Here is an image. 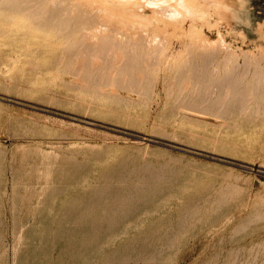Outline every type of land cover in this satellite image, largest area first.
Listing matches in <instances>:
<instances>
[{
    "label": "rangeland",
    "instance_id": "obj_1",
    "mask_svg": "<svg viewBox=\"0 0 264 264\" xmlns=\"http://www.w3.org/2000/svg\"><path fill=\"white\" fill-rule=\"evenodd\" d=\"M249 8L251 24L239 25L237 32L224 33L226 48L234 54L228 56L227 68H235L236 62L249 64L242 87L251 79H259L257 75L253 77L254 67L262 69L257 73L262 72L263 79L259 74V81H264V0H250ZM200 27L212 39L218 38L215 26ZM165 28L159 31L166 48L164 54L148 65L147 73L144 68L131 72L135 74L133 78L141 79L143 87L148 85L146 90L142 86V90L131 88L132 77L127 70L131 65H125V71L120 70L117 75L119 82L124 80L122 84L115 81L104 86L96 79L98 66L88 65L87 72L95 69L94 74L89 71L93 74L90 76L101 85L90 80L85 64L82 70L88 79H84L83 72V78L74 74L67 58L56 66L65 39L60 35L61 39L57 35L44 38V32H38L39 49L29 60L35 67L24 59L0 77V264H64L66 259V264H264V114L254 113L259 98L250 101L248 110L235 105L229 106L230 112L220 114L177 106L184 78L189 84L192 79L190 72L188 76L181 73L182 64L205 43L199 41L202 44L197 50L198 43L193 42L197 46L194 47L188 41L201 37L198 28ZM215 41L219 48L221 41ZM123 75L125 79L120 77ZM228 88L232 87L227 85V91ZM231 90L230 97L238 93ZM238 96L233 100L239 101ZM77 163L82 166V175L92 176L90 182L82 183L76 190L83 196L70 191L59 197H68L73 210H79L78 205L85 204L87 196L101 195L95 183L107 185L111 181L113 186L122 188L133 177L135 183H141L137 175L146 166H154L152 169L159 174L155 184L168 187L166 191L172 196V211L176 213L172 217L183 213L190 219L187 229L174 241L175 248L156 255L151 250L120 246L121 242H132L139 231L143 239L153 237L154 242H159L167 227L158 221L155 226L146 223L136 229L129 227V233H122L126 227L119 225L117 232L105 234L108 239L116 234L120 238L109 251L115 256L99 251L75 259L70 253L60 254L57 248L46 255L33 256V250L43 245L41 237L47 233L41 228V215L49 218L53 214L49 208L54 196L51 189L55 181L68 185L70 182L65 179H69L72 165ZM193 197L198 200L191 202ZM97 208L98 205L85 208L83 222ZM254 211H260L258 217L251 213ZM194 212L196 215L190 218ZM57 232L53 230L52 234ZM77 236L73 239L83 237Z\"/></svg>",
    "mask_w": 264,
    "mask_h": 264
},
{
    "label": "bare ground",
    "instance_id": "obj_2",
    "mask_svg": "<svg viewBox=\"0 0 264 264\" xmlns=\"http://www.w3.org/2000/svg\"><path fill=\"white\" fill-rule=\"evenodd\" d=\"M249 2L250 0H0V58L3 59L0 65V77H4L17 61L24 59L27 60L28 63L29 60L30 62L32 61L31 58L36 55L39 49L38 43H36L38 32H44V38H49L51 35H57L58 37L60 35V37H64L65 42L63 41V43L65 46L63 47L61 43L63 49H60L61 53H58L59 55L57 57L59 59H57L58 63L56 66L60 63L62 64L63 59L67 58L70 64L72 62V64L69 65L66 61L70 68L73 67L72 70L74 74H78L77 76L84 74V79L89 78L85 76L89 66H98V70H96L100 77L95 73V75L97 74L96 79H100L102 86H104L105 84H114L115 81L117 82L119 80L117 75L120 74V70H123V72L125 71V65H131L129 66L130 68H127L128 71L130 70L129 73H131L140 68H144V71L149 64L151 66L154 61L157 62L156 57L162 56L166 50L165 44L162 42L160 36V30L167 29L165 27L170 25H174V27H189L192 29L198 28L201 32V37L197 39L188 38V41L191 42L194 47L198 46L197 50L199 49V45L203 42L207 45L202 44L206 47L204 49H202L203 46L200 45L201 49L198 51L196 50V53L194 49V53L192 54L191 52L189 58H185L186 60L184 64H182L183 69L181 73H187L188 76V72H190L192 79L190 81L191 84H189L188 78L183 76L186 82L181 86V91L177 95L178 98L176 97V105L194 109L201 108L200 110L205 112L220 114L228 111L229 106L234 107L235 105H241V107H238L246 110L253 98H259L255 103L256 112H254L253 108L252 114L253 112L255 114H258V112L264 114V81H259L261 77V79H263V74L261 75L263 72L262 69L259 67L257 69L256 67H254L255 69H250L251 71L256 70L255 74H253L254 72L252 74L253 77L257 75L259 79H256L257 81H252V75L250 74L251 77L249 79H251V81H244L245 84L244 87H242L243 79L248 77L247 73L249 72V68L247 65L249 64L246 62V66L241 64L236 65V63H238L236 62L235 68L232 67L233 65L230 66L231 70L228 69L229 67L227 66L228 60H230L228 56H232L233 52L226 48L224 33L226 31L237 32L239 25L251 24L252 19ZM200 24H205L209 28L215 26L217 28L216 30H218V38L212 39L209 37L208 34L201 29ZM215 40L221 41L222 45H220L219 48V44H215ZM199 41L202 43L200 42L199 44ZM193 42L196 43V45L198 43V45H194ZM42 43L43 42H41V44ZM90 51L96 54L92 55ZM187 52L190 51L187 50ZM92 56H96L97 58ZM84 57L86 58L84 59ZM124 57H126V59ZM57 60L55 58L54 62H57ZM22 62L23 61L20 63ZM66 62L64 63L66 64ZM32 64H30L31 67L33 66ZM83 65L85 67L87 65L85 68L86 72L82 70ZM259 69L262 71L259 72L261 77L257 73ZM94 70L95 69L88 70V75L87 73L86 75L90 76V73L94 74ZM145 72L147 73V70H145ZM124 76L125 75L120 77L124 78ZM128 76L129 74L126 77L128 78ZM133 76H135V74L131 73L130 77L132 78L129 77L132 84L128 80L126 84H131V88L140 90L142 86L141 79L138 76L133 78ZM7 78L3 79L6 80ZM122 78H120V81ZM91 79L95 80V77H91L90 80ZM121 82L118 81V83ZM95 83L99 84V81L96 82L95 80ZM145 85L146 84H144L145 88L142 86L143 90H146L148 87V85H146L147 87ZM212 85L214 86L212 87ZM227 85L232 87L230 88L232 89L231 93L238 90L236 94L241 96H238V99H240L239 101H234L232 98L236 97V94L232 97L229 96L230 93L228 91L230 89L228 88L227 91ZM225 87L226 93H222L225 92L223 91ZM233 89L235 90L233 91ZM238 102L241 103L238 104ZM236 109L238 108L236 107ZM240 111L242 110H239V112ZM245 112L246 111L243 113ZM141 137L148 138L147 136ZM148 166H146L147 168L143 173L137 175L142 181L141 183H135L133 181L134 177L122 188L120 186H113L112 183H110L111 181H109L107 185L95 183L94 186L101 195L97 198H92L93 194L87 196L88 199L85 201L86 203L78 205L80 206L79 210H73L72 204L68 203V197H59L70 191L75 194L78 193L80 195H78L79 197L83 196L82 192L76 190L80 185H83L82 183L90 182V176H92V174L82 175V171L80 170L82 166L78 163L72 165V170L70 171L71 175L69 179H65L70 183L66 185L61 184L60 181H55L56 184L51 189L54 196L49 208L53 211V214L49 218L41 215L42 219L40 222L44 227H41V225L39 226L48 234L46 233L41 237L43 245H39L40 247L38 249L33 250V256L46 255L52 248H57L62 255L70 253L72 256H76L75 259H77V256H91L92 253L94 255L95 253H99V251L100 253L110 255V253H113L109 252L111 246L116 244V239L120 238L118 234H116V236L108 239L105 237V234L117 232L116 229L119 225L126 227L122 233H129V227L136 229L138 228L137 226L146 223L155 226L158 221L166 223L167 227L166 230L161 233L159 242H154V240H152L154 239L153 237L143 239V234L138 235L141 232L139 231L132 242H121L120 246L134 250H151L152 253L155 252L156 255H162L165 251L174 249V241L177 239L178 234L187 229V224L190 219L188 215L183 213H180L177 217H172L176 213L172 211V196L166 191L168 187L159 182L155 184L154 180L159 178V174L152 169L154 166L152 168ZM261 167H264V165ZM106 179L112 180L109 177ZM75 194H72L73 199L76 198L77 194ZM190 199V201L193 202L197 201L198 197ZM96 205H98L99 208L87 216L86 221L83 222L84 209ZM259 212L254 211L251 213L257 216ZM193 215H196V213H192L190 218H192ZM71 218L73 220L70 221ZM69 224L70 228L68 227ZM53 230H58V234H52ZM95 233H98L100 236H95ZM77 235H82L83 237L80 236L79 238L73 239L74 236L76 237ZM31 238H34V236ZM144 240L150 241L145 244H140L144 242ZM114 254L115 252L111 254V256H115ZM121 256L123 257L122 254ZM75 259L73 260L75 261ZM147 259L149 258L146 257V261ZM34 260H36V258ZM40 260L42 261L43 259ZM44 260L46 261L45 258ZM66 260L63 261L64 264H66ZM43 263L45 264V262Z\"/></svg>",
    "mask_w": 264,
    "mask_h": 264
}]
</instances>
